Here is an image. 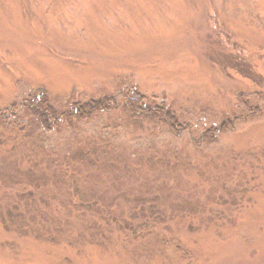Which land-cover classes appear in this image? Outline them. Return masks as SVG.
Masks as SVG:
<instances>
[{
  "label": "rangeland",
  "instance_id": "1",
  "mask_svg": "<svg viewBox=\"0 0 264 264\" xmlns=\"http://www.w3.org/2000/svg\"><path fill=\"white\" fill-rule=\"evenodd\" d=\"M0 111V264H264V0H0Z\"/></svg>",
  "mask_w": 264,
  "mask_h": 264
},
{
  "label": "trees",
  "instance_id": "2",
  "mask_svg": "<svg viewBox=\"0 0 264 264\" xmlns=\"http://www.w3.org/2000/svg\"><path fill=\"white\" fill-rule=\"evenodd\" d=\"M131 92L132 93L130 95L125 94L124 96V106H126L129 110L136 112H147L148 114H157L160 117L161 121L173 132H178L181 129H185L187 127V125L178 121L174 111L168 105L161 102L156 103L154 106L143 103L142 98L144 97V95L140 94L135 86L131 88ZM32 97L33 98H30L27 103L31 105L30 108L33 110L35 122H37V124L44 130H50L52 128L51 126L54 123L57 124L64 117L71 116L77 119H89L96 113L109 109H115L119 105V102L115 100L114 95L106 94L98 98H90L85 101H73L67 108V110L57 112V109L49 102L45 93L39 95L38 97ZM11 106L12 108H14V103H12ZM16 120L17 117L14 111L8 113H6V111H0V127L7 128L8 126L15 125L17 124ZM27 124L28 122L25 123V121L22 119L18 121L16 133L25 132ZM229 126H233L230 120L222 121L220 125V131ZM10 132H12L11 129ZM211 134L212 128H207L200 135V139L206 140L211 137ZM144 201L145 199L139 201L140 205H137V212L139 214L145 216L147 210H150L151 212H154L155 209L157 210L156 205L148 204L147 206H145L144 204H142ZM157 213L159 216L160 212L157 211ZM148 222L154 225V220L141 221L140 223L142 225H146ZM134 233L135 230L132 231L133 235Z\"/></svg>",
  "mask_w": 264,
  "mask_h": 264
}]
</instances>
